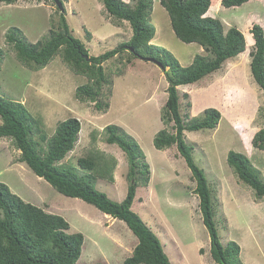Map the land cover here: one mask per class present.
Here are the masks:
<instances>
[{
	"label": "rangeland",
	"instance_id": "1",
	"mask_svg": "<svg viewBox=\"0 0 264 264\" xmlns=\"http://www.w3.org/2000/svg\"><path fill=\"white\" fill-rule=\"evenodd\" d=\"M62 1L0 3V96L23 103L48 137L55 134L60 122L77 118L82 126L78 143L61 163L95 175L92 183L116 202L128 194L129 162L122 149L107 142L106 128L117 126L121 134L137 141L151 173L149 184L138 189L133 210L158 235L172 264H218L211 255L192 171L176 146L158 150L154 145L159 132H173L174 123L167 121L164 111L169 68L134 58L129 51L111 57L101 64L108 83L98 102L100 109L97 102L78 98L77 89L93 81L76 73L62 53L39 71L19 61L8 35L18 29L27 43L48 41L58 32L63 15L71 35L87 50L88 60L118 50L131 40L129 23L112 18L103 0ZM222 1L211 0L207 16L220 20L225 32L239 29L246 38V50L218 73L178 88L184 118L200 119L207 109L221 115L215 129L186 131L184 139L193 148L194 161L205 171L212 190L221 243L239 244L243 264H264V198H257L228 164L231 151L244 154L264 181V151L253 145L264 127V91L251 72V31L256 23L264 27V0H251L235 9L224 8ZM152 20L156 36L150 43L167 49L183 67L191 66L197 55L210 56L201 45L177 38L160 0H155ZM91 156L97 169H80L78 161ZM20 157L21 151L11 139H0V182L25 202L65 218L70 234L84 235L78 264H123L132 256L138 239L124 221L60 194Z\"/></svg>",
	"mask_w": 264,
	"mask_h": 264
},
{
	"label": "trees",
	"instance_id": "2",
	"mask_svg": "<svg viewBox=\"0 0 264 264\" xmlns=\"http://www.w3.org/2000/svg\"><path fill=\"white\" fill-rule=\"evenodd\" d=\"M17 1L0 0V3L10 5ZM131 1L128 4L125 0H103L112 18L129 23L133 36L118 50L109 51L99 58H86L87 50L71 35L64 15L61 17L58 32L53 33L48 41L27 43L19 37L18 29L8 35V40L14 44L19 61L38 71L62 53L64 61L76 73L93 81L92 84L77 89L78 98L97 102L100 109L102 104L98 102L104 85L108 83L101 64L111 57L129 51L134 58L157 60L164 68H169L166 72L169 97L164 111L167 121L174 123L173 132L166 129L159 132L154 139V145L158 150L176 146L192 171L197 183L196 193L200 198L203 222L210 235L213 260L218 264H243L239 244L231 241L224 245L220 241L215 223L212 190L205 171L194 161L193 148L184 139L186 131L215 129L221 115L215 109H207L204 117L200 119L184 118L178 88L196 85L206 77L218 73L226 63L245 52L246 38L236 27L225 32L220 20L207 16L211 0H160L170 16L177 38L186 44L201 45L210 55H197L191 66L183 67L167 49L150 43L156 36V27L152 20L155 0ZM250 1L223 0L222 6L226 9L241 8ZM251 34L254 42L251 72L264 91V27L256 23ZM184 97L188 95L184 94ZM0 119V139H11L21 151L20 161L38 177L48 182L60 194L80 199L128 225L138 243L132 256L123 264H172L158 235L133 210L138 189L149 184L151 173L150 165L145 161V154L137 141L121 134L117 126L110 125L106 128L107 142L122 149L129 162L128 194L122 202H116L92 183L95 175L82 174L78 168L61 163L78 143L82 126L77 118L60 122L55 134L48 137L23 103L0 96ZM253 145L264 151V127L255 135ZM78 163L80 169L86 171L96 170L98 166L93 156L81 158ZM228 164L239 179L254 190L257 198H264V181L247 156L231 151ZM69 230L70 224L65 218L25 202L8 185L0 182V264H78L85 238L81 233L70 234Z\"/></svg>",
	"mask_w": 264,
	"mask_h": 264
},
{
	"label": "water",
	"instance_id": "3",
	"mask_svg": "<svg viewBox=\"0 0 264 264\" xmlns=\"http://www.w3.org/2000/svg\"><path fill=\"white\" fill-rule=\"evenodd\" d=\"M55 1L59 2L58 0H55ZM59 5H60V7H61V4H60V3H59ZM86 58L88 59L87 56H86ZM149 61H150V62H153V63H155V64H157V65L160 66L161 68H164L163 64H162L161 62L157 61V60H153V59H151V60H149Z\"/></svg>",
	"mask_w": 264,
	"mask_h": 264
}]
</instances>
